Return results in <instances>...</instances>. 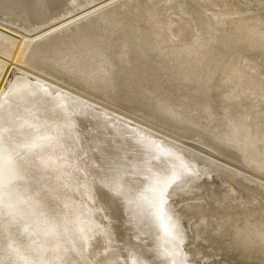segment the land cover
<instances>
[{
	"label": "bare ground",
	"instance_id": "6f19581e",
	"mask_svg": "<svg viewBox=\"0 0 264 264\" xmlns=\"http://www.w3.org/2000/svg\"><path fill=\"white\" fill-rule=\"evenodd\" d=\"M165 1L157 8L149 0H22L15 7L21 20L0 18V92L13 69L66 92L68 103L80 106L74 115L85 138V156L77 161L85 193L73 196L88 225L81 252L70 224L74 214L24 142L0 123V238L18 260L197 264L182 251L179 219L194 210L209 215L207 207L175 210L169 200L194 197L213 168L251 197V217L231 202L238 222L223 224L233 258L264 264V0H240L244 10L226 0ZM171 6L187 22L190 38L173 37ZM85 173L89 208L109 229L108 245H88L95 224L85 202ZM214 233L204 235L216 246ZM0 258V264L11 262Z\"/></svg>",
	"mask_w": 264,
	"mask_h": 264
},
{
	"label": "rangeland",
	"instance_id": "374dc122",
	"mask_svg": "<svg viewBox=\"0 0 264 264\" xmlns=\"http://www.w3.org/2000/svg\"><path fill=\"white\" fill-rule=\"evenodd\" d=\"M21 1L22 0H0V18L10 22H16L18 19L21 20L19 12L15 10V7ZM149 1L157 5V8L167 2L165 0ZM226 4L230 7L232 5L239 7V10H244L240 0H226ZM170 9L171 15L173 16L170 31L173 37L179 39L182 34L185 33L190 38L192 33L190 31L187 33V22L176 13L175 6H171ZM160 11L159 9L158 14L164 16ZM208 12L216 13V11L211 10V8H208ZM23 22L25 23V21ZM24 23L19 22V25L23 26L25 25ZM249 62L250 65L255 66L253 59H249ZM49 65L50 63L47 67H49ZM26 74L27 73L19 69H13L10 72L5 86L2 89L3 92H0V123L6 127L5 131L7 130V134L19 137L21 141L24 142L22 145L27 146L25 150L36 160V166L40 169V173L42 174L43 172V175L45 174V176L49 178L50 183L55 189L54 192L59 199L64 201L63 206L67 208L70 213L72 212L74 214L73 218H70V224L73 226L74 232L76 231L75 240H77L78 244L75 246L81 250L84 240L83 231L88 225L84 208L73 201L74 195H84L85 193V185L81 179L82 172L77 165V161L81 164L80 160L85 156L83 151L85 138L83 134L79 132L77 120L74 115L75 112L79 113L81 109L78 105L74 107L68 103V99L65 95L69 94L66 92L62 90L55 91L48 84L41 81L40 78ZM93 98L96 101L101 100L100 102L112 108H116L113 107V105L111 106L106 100L101 98L97 100L95 97ZM112 115L113 114L109 112V116L113 117ZM95 128L96 127H91L93 135H97L96 132H94ZM158 128L161 129L155 126V129ZM163 131H165V133L168 132L166 130ZM72 135L76 144L74 149L71 147L70 138ZM156 137L157 140H161L160 142L164 144L170 141L167 138L157 135ZM177 138L187 144L198 146V141L196 142V140H193L195 144H192L189 138L188 140L180 136H177ZM199 147L211 155L214 154V156L219 159L218 161H221L222 156L217 154L215 150L213 151L203 144H199ZM50 173L54 175V178ZM210 173L208 177H203L200 180L198 193L194 197L179 195L169 200V205L175 210L186 209L187 205L190 204H204L208 210L206 212H209V215L204 212V215H206L204 216L199 211L194 210L193 214H184V218H178L180 225L183 227V236L185 238L182 244V251L184 253H189L188 262H192L194 258L197 264H241L233 258V252L227 245V241L225 240L227 232L223 224L225 225V223L229 221H232V223L238 222L237 218L233 216L234 210L231 208L233 207V203L242 211L244 218L251 217L253 210L251 197L236 186L229 178L228 174L215 172L213 168H211ZM85 176L88 189V197L85 202L89 211V217L95 224V228L89 231L88 245L90 247L95 240H100L104 245H108L109 242H111L109 229L98 221L96 212L89 208L91 204V190L86 173ZM55 179H57V182ZM225 219L228 220V222ZM212 230L213 232L215 231L214 237L217 242L216 246L210 245L211 243L205 238V235H212ZM4 241L5 239L1 237L0 243L3 246V252H0V257L5 256V258L11 260V262L7 261L6 264H17L16 262L20 255H18V253L10 254L11 252L8 251L9 249H7L6 242ZM197 248H202L200 249L199 257L194 254ZM55 249L56 248L53 247L52 250L56 254V251H54ZM51 253L49 257L52 256ZM223 254L225 257H223ZM21 257L22 260H18L19 262L26 261V263L36 264L30 258ZM60 257H62V254ZM63 260L64 262L67 261L65 257H63Z\"/></svg>",
	"mask_w": 264,
	"mask_h": 264
}]
</instances>
